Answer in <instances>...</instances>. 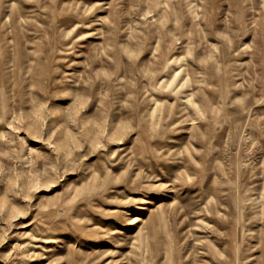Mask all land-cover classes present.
I'll return each mask as SVG.
<instances>
[{"label": "rangeland", "instance_id": "374dc122", "mask_svg": "<svg viewBox=\"0 0 264 264\" xmlns=\"http://www.w3.org/2000/svg\"><path fill=\"white\" fill-rule=\"evenodd\" d=\"M0 264H264V0H0Z\"/></svg>", "mask_w": 264, "mask_h": 264}]
</instances>
